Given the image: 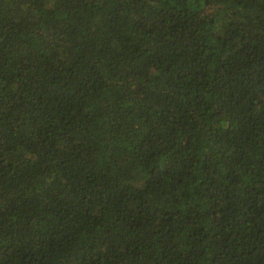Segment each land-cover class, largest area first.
Masks as SVG:
<instances>
[{"label": "trees", "instance_id": "16d2710c", "mask_svg": "<svg viewBox=\"0 0 264 264\" xmlns=\"http://www.w3.org/2000/svg\"><path fill=\"white\" fill-rule=\"evenodd\" d=\"M0 264H264V0H0Z\"/></svg>", "mask_w": 264, "mask_h": 264}]
</instances>
